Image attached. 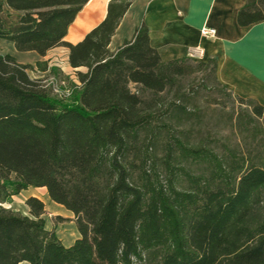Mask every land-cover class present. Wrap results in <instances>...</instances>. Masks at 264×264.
I'll list each match as a JSON object with an SVG mask.
<instances>
[{
	"label": "trees",
	"instance_id": "trees-1",
	"mask_svg": "<svg viewBox=\"0 0 264 264\" xmlns=\"http://www.w3.org/2000/svg\"><path fill=\"white\" fill-rule=\"evenodd\" d=\"M3 1L32 26L4 29ZM87 1L0 0L1 38L42 56L65 46L70 66L87 69L75 71L78 84L62 100L45 77L29 75L45 71L46 61L34 67L0 53V264H264V148L258 161L245 164L233 149L226 160L171 134L164 177L150 151L162 123L144 94L156 102L179 78L201 70L229 90L216 78V59L195 67L190 57L163 61L144 23L110 51L132 0H110L105 19L69 43L64 36ZM236 20L241 26L264 20V0H245ZM234 95L264 117V105ZM183 96L176 89L174 98ZM178 158L206 163L210 178L191 174ZM178 174L189 179L187 188L177 186ZM30 186L44 187L73 213L79 236L71 245L46 226L40 198H26L29 214L2 205Z\"/></svg>",
	"mask_w": 264,
	"mask_h": 264
},
{
	"label": "crops",
	"instance_id": "crops-1",
	"mask_svg": "<svg viewBox=\"0 0 264 264\" xmlns=\"http://www.w3.org/2000/svg\"><path fill=\"white\" fill-rule=\"evenodd\" d=\"M109 1L88 0L69 25L64 40L72 44L81 41L105 19ZM244 3L245 0H132L110 38L108 49L115 51L125 40L131 39L135 30L144 23L148 27L149 43L163 61L184 57L202 61L215 58L216 78L221 84L234 94L253 98L264 105V20L239 25L236 15ZM4 10L10 8L6 5ZM31 26V23H19L11 28L4 24V29L15 32ZM204 27L214 28V36L204 35ZM1 40L0 53L11 54L19 63L35 67L36 61H46L47 69L35 70L36 73L68 76L76 79L78 84L75 71L87 70L83 66H70L69 50L65 46H55L44 56L33 50L26 51L29 58L19 59L12 50L13 42L4 38ZM52 67L55 71L51 70ZM78 236L77 231L70 242L63 243L71 245Z\"/></svg>",
	"mask_w": 264,
	"mask_h": 264
},
{
	"label": "rangeland",
	"instance_id": "rangeland-1",
	"mask_svg": "<svg viewBox=\"0 0 264 264\" xmlns=\"http://www.w3.org/2000/svg\"><path fill=\"white\" fill-rule=\"evenodd\" d=\"M4 7L6 4L3 1L1 13L3 25L11 28H14L16 24L19 25L21 23L18 22L19 12L11 9L4 10ZM1 47L2 40L0 38ZM12 50L19 59L29 58L26 51H19L15 46H12ZM191 59L189 65L195 67L197 59ZM28 72L32 78H47L46 84L49 83L51 77H54L56 79L65 78L71 88L77 86L76 79L72 80L67 78L68 76L62 77L58 74L46 76L35 71ZM204 73L203 70L191 71L179 78V81L173 86L167 87L158 96H154L158 99L156 102L152 100V95L149 93H145L143 96L146 100L152 101L156 119L162 123V131L157 135L150 150L162 177L166 174L163 158L171 134L183 138L188 143L205 145L226 160L227 150L233 149L238 157L246 162L245 164L250 163L251 160L258 161L259 154L264 148V117L252 114L250 103L236 98L233 92L216 84L212 77L203 78ZM47 87L51 88L49 85ZM134 87L135 85L131 84L132 90ZM176 89H180V92L184 93L181 99L174 98ZM50 92L58 99L64 100L69 97H66L62 91L60 94L51 90ZM178 105L182 106L184 110H181ZM176 162H178L177 165H183L193 175L210 178L209 168L202 161L179 160L178 158ZM137 175L138 168L135 167L133 177L136 178ZM176 184L179 188H187L190 185L189 179L183 174L177 175ZM30 194H34L44 201L45 208L42 216L46 226L55 228V232L62 242H70L77 233L73 215L62 205L51 201L45 188L29 187L12 196L10 201L4 202L2 205L22 214H29L25 200ZM259 208L264 213V199Z\"/></svg>",
	"mask_w": 264,
	"mask_h": 264
},
{
	"label": "built area",
	"instance_id": "built-area-1",
	"mask_svg": "<svg viewBox=\"0 0 264 264\" xmlns=\"http://www.w3.org/2000/svg\"><path fill=\"white\" fill-rule=\"evenodd\" d=\"M202 33L204 35H209V36H214L215 34V29L212 28V27H204L202 29ZM192 56H196V53H192ZM46 80L47 78L44 80L45 82V85L46 86H50V90L55 92V93H58L60 94V92H64L66 97L70 96L71 93H72V90H73V87L71 88L67 82V80L65 78H54V77H51L50 80H49V83L46 84Z\"/></svg>",
	"mask_w": 264,
	"mask_h": 264
}]
</instances>
